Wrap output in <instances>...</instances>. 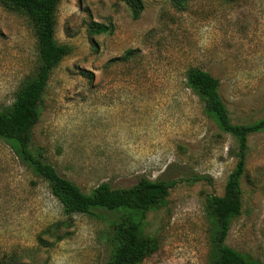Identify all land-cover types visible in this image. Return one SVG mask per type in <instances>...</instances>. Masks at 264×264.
Segmentation results:
<instances>
[{
  "label": "rangeland",
  "instance_id": "374dc122",
  "mask_svg": "<svg viewBox=\"0 0 264 264\" xmlns=\"http://www.w3.org/2000/svg\"><path fill=\"white\" fill-rule=\"evenodd\" d=\"M143 2L133 19L123 0L60 1L56 38L71 50L51 74L32 148L86 192L165 178L170 194L143 224L159 249L141 264H210L206 203L224 193L236 142L186 74L200 67L218 78L235 122L263 118L264 0ZM92 21L111 32L91 34ZM36 62L28 18L0 3V110ZM241 187L225 242L264 264V130L249 137ZM110 232L106 219L66 215L48 182L0 138V264H104Z\"/></svg>",
  "mask_w": 264,
  "mask_h": 264
},
{
  "label": "trees",
  "instance_id": "16d2710c",
  "mask_svg": "<svg viewBox=\"0 0 264 264\" xmlns=\"http://www.w3.org/2000/svg\"><path fill=\"white\" fill-rule=\"evenodd\" d=\"M61 0H0L1 5L23 13L30 22L36 37L37 62L32 75L22 81L12 103L0 110V138L9 143L15 154L44 178L52 194L60 201L66 215L86 214L109 222L112 252L104 264H141L159 249L156 236L145 233L146 212L166 202L172 184L165 178L155 180L141 177L130 187H112L102 182L90 192L61 175L47 161L41 151L32 148L33 129L40 119L41 103L53 70L66 57L71 48L56 38L57 11ZM181 3L182 0H175ZM133 19H138L145 6L143 0H123ZM91 34L111 32L110 27L92 21ZM129 50L126 59L131 55ZM89 76H93L88 72ZM188 85L200 96L205 110L219 127L230 133L236 142V164L228 176L224 193L210 195L206 213L210 221V264H256L226 244L231 219L241 212V179L246 170L249 137L264 130V117L244 123L235 122L219 92L220 81L209 71L190 67ZM113 213L111 217L108 214ZM49 232L55 234L54 228ZM42 242L43 238H39ZM12 264H27L14 258Z\"/></svg>",
  "mask_w": 264,
  "mask_h": 264
}]
</instances>
